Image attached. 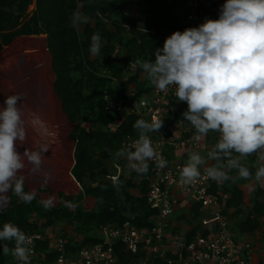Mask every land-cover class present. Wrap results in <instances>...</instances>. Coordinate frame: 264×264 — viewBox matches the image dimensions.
Returning a JSON list of instances; mask_svg holds the SVG:
<instances>
[{
  "label": "clouds",
  "instance_id": "obj_1",
  "mask_svg": "<svg viewBox=\"0 0 264 264\" xmlns=\"http://www.w3.org/2000/svg\"><path fill=\"white\" fill-rule=\"evenodd\" d=\"M89 17L76 11L71 16V26L79 31ZM102 46L100 34L93 33L89 46L92 56L99 55ZM154 60L137 59L146 78L160 92L175 86L174 95L184 102L187 110L184 120L195 129L193 139L200 141L209 132L219 133L215 146L207 153V160L215 161L205 167L207 177L216 182L236 179L253 180L264 186V0H226L219 18L206 19L198 27L175 31L164 41L162 48L154 50ZM22 94L5 98L0 108V211L9 202L12 192L21 202L31 203L35 190L25 192V176L20 173L26 163L31 174L41 172L51 148L48 142L35 149L17 150V142L26 140V122L18 101ZM39 118L33 116L32 127L42 137L54 135L46 128L37 127ZM162 119H138L133 128L138 138L126 148L115 152V157H126L127 168L146 174L149 161L158 168H165L167 161L153 147L149 133L158 132ZM235 153V155H234ZM258 154V166L252 172L242 163L245 157ZM206 159L199 152L190 151L187 163L180 168L179 183L190 185L201 176L200 166ZM235 170L237 176L229 175ZM55 197L39 203L46 209L54 206ZM66 207H73L65 202ZM0 241L14 242L0 245L3 255L9 253L21 262L30 264L31 238L11 222L4 223Z\"/></svg>",
  "mask_w": 264,
  "mask_h": 264
},
{
  "label": "trees",
  "instance_id": "obj_2",
  "mask_svg": "<svg viewBox=\"0 0 264 264\" xmlns=\"http://www.w3.org/2000/svg\"><path fill=\"white\" fill-rule=\"evenodd\" d=\"M31 1L0 0V50L2 45L9 43L20 34L46 35V46L55 75L54 91L67 119L75 122L70 131L74 142V163L70 173L80 186L81 194L93 198L100 207L94 211L80 208L72 211L56 205L46 210L37 197L31 203H24L11 192L10 203L0 211V230L4 223L11 222L27 234L45 231L46 227L53 225L56 219L72 218L73 235L66 237V247L68 250H75L85 244L96 242L98 229L109 222L121 223L127 220L138 227L150 226L149 218L155 211L148 206L145 198L146 180L142 177L143 174L131 172L127 178L120 176L115 183L99 180L94 185L86 184L84 175L89 172L90 176L91 171L95 169H99L102 177L113 173L112 161L115 160V152L120 149V143L126 135L137 133L133 124L139 118L135 116L126 117L113 132L106 129V124L112 122L114 117L104 111V94L110 97L125 95V90L130 85L136 87L135 95L147 90L149 87L142 86L145 82L138 80V72L122 79L128 70V60H154V50L162 48L165 39L173 32L182 31V23L162 9L156 0H143L148 4L145 8L148 12L141 23H131L129 37L122 40L123 28L121 23L117 22L119 19L113 17L120 11L121 20L131 22L123 12V2L127 0H34V11L26 21L21 22ZM76 11L95 20L94 24L85 23L80 32L74 29L71 26V16ZM100 18L109 19L114 27L107 28ZM162 29L168 30L169 33L159 35ZM97 32L104 42L99 55L91 57L89 52L91 36ZM102 70L104 73L100 72ZM114 79H122L120 85L114 84ZM87 91L90 97L86 95ZM86 100H90L87 110L83 107ZM186 110V103L179 102L178 107L173 108L171 112V118L179 128L184 127L188 122L182 117V113ZM86 112L91 115L88 117L90 129L81 125V122L87 121ZM94 125L97 127L92 130ZM192 131L195 132V129L193 128ZM217 141L216 139L215 144ZM100 151L102 159L95 158L94 154ZM104 157L109 158L111 163L107 165ZM214 163L215 161H211L210 165ZM226 183L227 181L213 184V189L226 190L228 189ZM132 187L137 188L138 193H132L130 191ZM230 189L231 195L225 200V206L238 205L241 191L236 185H232ZM24 191L29 192L25 188ZM79 199L77 196L69 200ZM263 209L262 190L256 188L252 210L260 213ZM193 211L197 210L194 208ZM35 215L45 220L41 225L44 227L30 219ZM181 217L183 214L177 218ZM254 226L255 223L250 224V219L247 217L238 228L240 232H251ZM197 228L199 225H196L193 231ZM173 231H177V228ZM77 235L81 237L75 238ZM3 243H7L10 249L14 246V242L0 241V245ZM36 248L45 251L48 248V240L37 242ZM115 250L118 264H132L133 255L125 252L121 243L115 244ZM9 256L10 253L7 256L3 255L0 247V264L9 261ZM54 256V252H49L47 260L53 259ZM154 264H163V262L157 259Z\"/></svg>",
  "mask_w": 264,
  "mask_h": 264
},
{
  "label": "built area",
  "instance_id": "obj_3",
  "mask_svg": "<svg viewBox=\"0 0 264 264\" xmlns=\"http://www.w3.org/2000/svg\"><path fill=\"white\" fill-rule=\"evenodd\" d=\"M156 1L182 23L181 32L186 28L198 27L206 19H218L220 9L226 2ZM133 86L125 90V95L110 97L104 94V111L114 117L105 127L113 132L128 116L146 121L156 117L163 121L161 129L157 133H149V136L153 147L168 162L167 166L158 168L155 161H149V170L142 175L146 180V201L155 211L149 218L151 225L138 227L127 220L109 222L98 229L96 242L75 250L67 249V240L62 235L52 237L46 231L30 232L26 234L32 241L30 264H118L116 243H121L123 250L133 255L132 264H154L157 259L163 264H264V247L237 238L231 231L228 217L222 212L220 190L213 189V184L218 182L208 178L204 172L205 167L211 166L207 153L215 146L219 133L209 132L200 141H195L193 136L196 133L190 124L181 132L173 131L166 118L172 117L173 108L179 104L174 95L175 86H170L166 93L160 92L147 80L142 86L149 88L140 95H135L136 87ZM137 138L138 132L126 135L121 148L129 147ZM190 151L199 152L207 162L200 166L201 176L195 183L181 185L180 168L187 163ZM112 165L114 172L104 176L111 183H115L120 176L128 177L129 173L135 172L127 168L126 157L116 158ZM203 213L208 216L194 220ZM181 214L183 217L177 218ZM184 219L189 220V226L183 230L177 223ZM196 225L199 228L193 231ZM174 228L177 231H173ZM45 239L48 240V248L38 250L37 242ZM49 252H54L55 256L48 261ZM2 264L21 262L10 253L9 261Z\"/></svg>",
  "mask_w": 264,
  "mask_h": 264
},
{
  "label": "rangeland",
  "instance_id": "obj_4",
  "mask_svg": "<svg viewBox=\"0 0 264 264\" xmlns=\"http://www.w3.org/2000/svg\"><path fill=\"white\" fill-rule=\"evenodd\" d=\"M148 4L144 3L143 0H127V2H123V12L124 15L129 19L131 22H127L124 20H121L120 17V11L115 15L113 18L119 19L117 22L121 23V27L123 28L122 31V40H125L130 35V27L131 23H141L144 16L148 12L145 8H147ZM162 8V6H161ZM166 11L165 8H162ZM34 11V0L31 1V3L28 5L26 12L21 20V22L26 21V19L29 17V15L32 14ZM164 11V12H165ZM101 19V18H100ZM102 22L105 24V26L109 29H112L114 27L113 23L110 22L109 19H101ZM90 25H93L95 20L90 19L88 20ZM22 24V23H20ZM85 24L80 25L79 32L83 29ZM162 33H169L168 30H160L158 33L161 35ZM43 37L46 36L44 33H39ZM26 35V34H25ZM38 35V34H35ZM102 39V38H101ZM104 42V39H102V44ZM91 57H95L90 55ZM129 63L127 64V71L122 79H126L127 76L133 75L135 72H138V80H141L143 82H146L148 79L146 78V74L143 72V70L137 65H135L136 60H128ZM130 63H132L130 65ZM137 69V71H136ZM101 73H104V71H100ZM122 79H114L113 83L120 85V82ZM133 86V85H130ZM134 87V86H133ZM27 94L26 98L29 100L32 97L36 99V102L41 105L43 109V113L47 115V122L50 121V125L52 124V131L56 132L57 134V140L54 145H51V148L47 153H45V161L42 165L41 172L38 174H31L29 169L31 168V165L26 163L25 169L20 173L21 175L25 176V183L24 188L28 191L35 190L36 197L40 201L42 199H47L49 197H55L54 206L61 205L64 208H68L72 211L77 210L78 208L83 209L85 211H94L98 210L100 205L97 203L93 198L91 197H85L81 194L80 186L77 184L75 179L72 177L70 173L71 164L74 163L73 159V148H74V142L70 136V131L75 125V122H70L66 115L61 110L60 101L59 99L53 102L52 98L47 95L48 89H45L43 87L36 88V89H26ZM12 92V91H11ZM86 95L90 97L89 91L85 92ZM10 94L9 92L6 93V95H3V101L5 98ZM90 100H86V103H84L83 107L87 106ZM178 103L175 105L174 108L178 107ZM4 107V106H2ZM0 106V108H2ZM60 108V109H59ZM52 109H59V117H55L52 114L50 115L48 111H51ZM51 116V117H50ZM88 112H86L87 121L81 122V125L86 128L90 129V122L88 121V117H90ZM60 118V119H59ZM168 125L171 127L173 131L181 132L184 127H188L190 123H186L184 127H177L178 124L175 122V120L172 118L168 119L166 118ZM31 125V124H30ZM29 125V123L26 122V140L21 144V142H17V150L19 152H23L25 148L35 149L38 146L37 141L34 140V132H32V128ZM191 125V124H190ZM63 126V127H62ZM95 127H92V130L96 129ZM55 131H54V130ZM60 137H65L69 140L70 143V149L68 156L66 159L62 157V155L59 153V149L61 148L63 141H59ZM120 143V149H121ZM70 154V155H69ZM235 155V153H234ZM95 158L102 159V152H98L94 154ZM258 154L253 153L252 155L245 157L242 160V163L249 168V170L252 172L253 177L255 175L256 168L258 166ZM105 163L108 165L110 164L109 158L104 157ZM116 160V157H115ZM113 160V161H115ZM188 159H186L187 161ZM112 161V162H113ZM264 163V162H259ZM252 168V170H251ZM229 175L235 177L237 176V172L233 170L229 173ZM69 176L72 178V181L70 180ZM127 178V177H126ZM106 178L102 177V173L99 172V169H95L91 171L90 176L89 172H87L84 175V181L88 185H94L99 180H105ZM136 180L138 178L136 177ZM221 183V182H220ZM236 185L240 191H241V200L238 205L233 206H225V200L230 197L231 195V186ZM226 186L228 189L225 190V188L220 190L221 193V201L223 204L222 212L225 213L228 217L229 227L231 231L236 235L237 238H242L249 240L250 242H253L255 246L264 247V209L260 213H256L252 210L253 207V201H254V192L256 188H261L262 190V201L264 203V186L261 185L259 182H255L253 180H244V179H236L234 182L232 180L227 181ZM130 191L134 194L138 193L137 188H130ZM9 195V202L11 199V192ZM79 196V200H69L72 198H75ZM69 200V201H68ZM65 202H71L74 206L69 208L66 207ZM6 205V206H7ZM5 206V207H6ZM207 213H203L200 216L195 217L194 220L199 221L201 217H207ZM250 219V224H254V229L251 232H240L239 228L241 226V223L246 219ZM30 219H33L38 225H43L44 219H42L39 215L32 216ZM177 225H181V229H187L189 226V220L184 219L183 222H178ZM44 227V226H41ZM46 227V226H45ZM73 227H74V221L72 218H61L56 219L53 223V225L46 227L45 231L51 235L52 237H55L57 235H62L64 238L73 235ZM81 235L75 236V238L79 239ZM67 240V239H66Z\"/></svg>",
  "mask_w": 264,
  "mask_h": 264
},
{
  "label": "crops",
  "instance_id": "obj_5",
  "mask_svg": "<svg viewBox=\"0 0 264 264\" xmlns=\"http://www.w3.org/2000/svg\"><path fill=\"white\" fill-rule=\"evenodd\" d=\"M37 50H44L43 53H46L48 56L46 67V72L48 73L46 74L38 66L39 62L35 59ZM54 79L55 75L51 68V56L46 46V36L43 37L41 34H20L15 36L9 43L2 45V49L0 50L1 107L4 106V94L6 95L7 92L10 94L19 93L24 97V100L18 101V105L23 103L21 107L24 113L25 122L27 121V108L38 111L43 118L47 119L46 113L44 115L41 105L36 102L34 97L31 96V98L27 100L25 97L27 94L26 89L45 88V82H47V84H49L47 95L52 98L53 102H55L58 100V97L53 88ZM59 109H52L51 111H48V113L53 116L56 114V116L59 117ZM72 165L73 163L71 164V167Z\"/></svg>",
  "mask_w": 264,
  "mask_h": 264
},
{
  "label": "bare ground",
  "instance_id": "obj_6",
  "mask_svg": "<svg viewBox=\"0 0 264 264\" xmlns=\"http://www.w3.org/2000/svg\"><path fill=\"white\" fill-rule=\"evenodd\" d=\"M43 52H44V50H42V51L37 50L36 55H35V59L39 62L38 63V66L46 74V73H48V72H46V67H47V63H48V56L46 55V53H43ZM43 77H44V74H43ZM48 85L49 84H47V82H45V89H48ZM26 114H27V116H26V120L27 121L26 122L29 123V125L31 124V120L33 119V116L35 115V117H38L39 118V123L37 124V127L43 126V128H46L49 132L54 133V135H52V136L42 137L41 134H40V132L36 131L32 127V125H30L31 128H32V130H33L32 132H34V140L33 141H37L38 144L44 143V142H48L51 145H54V143L56 141H58L57 140L58 137H57L56 132H53L51 130L52 129V124L50 125V121L47 122V119L46 118H43L38 113V111H34L31 108H27L26 109ZM54 115L56 117V114H54ZM59 141H63V144H62L61 148L59 149V153L62 155V157L64 159H66V157L68 156V153H69V149H70L69 148L70 147L69 140L67 138H65V137H60V140ZM69 178L72 181V178L70 176H69Z\"/></svg>",
  "mask_w": 264,
  "mask_h": 264
}]
</instances>
